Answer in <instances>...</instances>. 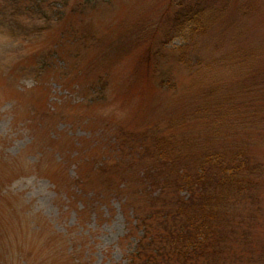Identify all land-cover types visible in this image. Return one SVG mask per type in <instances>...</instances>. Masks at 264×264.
I'll list each match as a JSON object with an SVG mask.
<instances>
[{"label": "rangeland", "instance_id": "1", "mask_svg": "<svg viewBox=\"0 0 264 264\" xmlns=\"http://www.w3.org/2000/svg\"><path fill=\"white\" fill-rule=\"evenodd\" d=\"M209 161L188 264H264V0H0V264H142Z\"/></svg>", "mask_w": 264, "mask_h": 264}, {"label": "trees", "instance_id": "2", "mask_svg": "<svg viewBox=\"0 0 264 264\" xmlns=\"http://www.w3.org/2000/svg\"><path fill=\"white\" fill-rule=\"evenodd\" d=\"M210 163V161H209ZM208 165V169L202 173H193L185 179L184 186L191 191V197L185 200L180 197L176 199L172 198V201H175L177 207V212L172 214L173 228L170 227L166 219H168L174 211L167 212H156L160 216H164L163 219H160V226L164 229V234L159 235L166 243L169 245L170 250H165V247L159 248L156 252H149L145 254L147 257L144 259L142 264H157L156 257L159 256L164 259L165 262H168L172 258L179 261L180 264H188L192 259L194 260V253L202 255L203 257H208L213 255L214 248L212 246V238H216L219 232L217 230L219 226V212H221L220 203L224 199L222 192L218 193L217 196L209 195V191L205 195L196 196V187H204L200 191L208 190L222 187L226 184L232 185L234 183V178L237 174L240 175L241 165L237 163L234 168L227 169L226 174L225 166L220 164V171L217 173L210 174L209 169L212 163ZM179 183V182H178ZM196 186V187H195ZM214 186V187H211ZM217 187V188H216ZM162 190L159 191L162 194ZM161 196H157L154 200H158ZM214 199V202L212 201ZM145 223V220H142ZM147 224L145 223V227ZM211 243V244H210ZM76 251V249H75ZM207 254V256H205ZM171 255V256H170ZM167 256L170 258L166 259ZM215 259L214 261H216ZM215 263V262H214ZM213 261L209 264H214Z\"/></svg>", "mask_w": 264, "mask_h": 264}]
</instances>
